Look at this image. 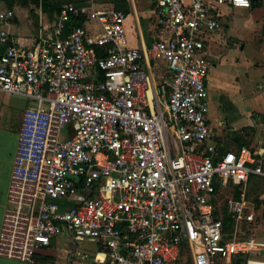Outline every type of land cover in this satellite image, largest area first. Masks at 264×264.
Masks as SVG:
<instances>
[{"label": "built area", "instance_id": "2783aa9c", "mask_svg": "<svg viewBox=\"0 0 264 264\" xmlns=\"http://www.w3.org/2000/svg\"><path fill=\"white\" fill-rule=\"evenodd\" d=\"M150 1L157 34L144 47L130 44L122 9L66 2L30 37L12 30L15 8H0V92L36 102L20 130L1 256L33 264L63 232L96 242L98 264H176L187 247L199 264L200 251L211 261L257 248L237 232L255 218L245 185L264 176V142H215L206 38L220 6L261 0ZM82 15L103 32L70 25ZM151 61L168 70L159 82ZM237 185L227 229L217 199Z\"/></svg>", "mask_w": 264, "mask_h": 264}, {"label": "crops", "instance_id": "0c3cea01", "mask_svg": "<svg viewBox=\"0 0 264 264\" xmlns=\"http://www.w3.org/2000/svg\"><path fill=\"white\" fill-rule=\"evenodd\" d=\"M129 2L127 30L130 44L147 46L157 34L156 5L150 0H129ZM90 3L115 8V0H92ZM217 14L221 26L210 32L206 38V49L211 59L207 83L210 89V118L214 127V140L223 150L239 148L234 135L247 127L249 146L257 147L258 142L262 140L261 132L264 130V122L257 120V117H262L264 113V0L254 3L251 7L222 5ZM83 27L91 35L103 32L101 23L96 20L86 19ZM12 30L23 34L18 23L13 26ZM151 63L153 64L151 72L157 82L169 74L164 62L151 61ZM211 83L217 88L216 91L213 90ZM225 84L242 86L241 90L245 89L247 93L246 97L244 96L245 101L248 102L246 109L240 111L239 115H235V119L228 113V101L233 99L224 92ZM31 103L24 96L0 92V231L19 145L20 130L25 111L32 105ZM262 180H264L263 175L252 173L245 185L248 197L251 191H261L257 201L258 205L264 204ZM240 186L237 185L235 190L232 189V194L238 195L241 191ZM224 190L220 191L217 200L220 212L225 218L226 214H229L227 211L228 198L224 205L220 202V195ZM253 211L256 212L254 209ZM64 233L66 232L55 237L51 244L39 249L33 264H98L85 259L89 255L84 256L79 250L80 242L75 241V246L69 245L68 242L61 244ZM252 242L257 245V248L242 254L244 264H264V242ZM97 246L98 251L93 260L101 254V248L98 244ZM235 257L231 259L218 257L216 260L220 263L224 261V264H233ZM0 264L29 263L0 255Z\"/></svg>", "mask_w": 264, "mask_h": 264}, {"label": "rangeland", "instance_id": "374dc122", "mask_svg": "<svg viewBox=\"0 0 264 264\" xmlns=\"http://www.w3.org/2000/svg\"><path fill=\"white\" fill-rule=\"evenodd\" d=\"M92 0H86V2L90 3ZM100 1V0H98ZM67 2V1H66ZM64 2V3H66ZM7 3L3 0H0V8L7 7ZM32 7H26L22 6L20 4L15 6V9L17 11V20L16 23L19 24V27L23 34L29 35L30 37L35 36L37 32L40 30L43 24H51L53 23V19L50 18L48 13L43 10L41 6L36 7V13L38 16L34 15L31 10ZM134 19V18H132ZM38 20V24H37ZM214 85L211 83V86ZM242 86L237 85H231V84H225L223 86L224 92L226 95H230L233 100L229 99L227 109L228 113L231 114V117L235 119V115H239L240 111L246 109V105L248 102L245 101L246 97V91L241 90ZM213 90H217L215 86H212ZM219 89V88H218ZM223 92V90H220ZM217 91V92H220ZM242 91V92H241ZM219 94V93H217ZM245 96V97H244ZM31 101V100H30ZM32 105L35 106L36 102L31 101ZM247 103V104H246ZM231 118V119H232ZM261 139L258 144L260 145L262 142H264V130L261 132ZM264 185V180L261 181ZM262 190H264V187ZM261 192V191H260ZM260 192H250V201H251V207L256 211L255 212V218L252 221L245 220L243 224L240 226L237 232V236L239 239H245L248 241H255V242H264V204L258 205L257 201L259 200L258 197L260 196ZM233 193L232 189H225L221 195H220V202L224 205V202L227 200V198ZM68 242L69 245H76V242L72 239V237L69 236V234L66 232L63 234V238L61 240V244ZM97 243L94 241H90L88 239L81 241L79 244V250L82 251L84 256L88 254L89 256L85 259L88 261H94L93 257L96 254L97 250ZM200 251V250H199ZM199 256L202 263L199 264H224V261L220 263L218 260H207V257H204V253L200 251ZM206 258V259H205ZM199 260V261H200ZM176 264H197L195 257L192 253V250L190 247H187L183 257L180 261H178Z\"/></svg>", "mask_w": 264, "mask_h": 264}, {"label": "trees", "instance_id": "16d2710c", "mask_svg": "<svg viewBox=\"0 0 264 264\" xmlns=\"http://www.w3.org/2000/svg\"><path fill=\"white\" fill-rule=\"evenodd\" d=\"M7 3V5L11 8H15L16 5L20 4L22 6L26 7H32V13L36 16L38 14L36 13V7L41 6L44 11L48 13L51 19H55L64 2H74L77 4H83L86 3V0H3ZM115 8L122 9L126 13L130 12V2L129 0H115ZM87 19L86 15L82 16H75L72 18V21L70 22V25L73 27H83L84 23ZM17 20V18L15 19ZM38 24V20H37ZM98 49L100 50V54H104L102 47L98 46ZM249 136V130L247 127L241 129L239 132H236L234 135V138L237 142V146L241 147L243 145H250L249 140L247 139ZM238 194V193H237ZM234 222V219L231 217V215L226 214L225 216V223L227 229L232 226Z\"/></svg>", "mask_w": 264, "mask_h": 264}, {"label": "water", "instance_id": "95a60500", "mask_svg": "<svg viewBox=\"0 0 264 264\" xmlns=\"http://www.w3.org/2000/svg\"><path fill=\"white\" fill-rule=\"evenodd\" d=\"M257 120L258 121L262 120L264 122V113H263L262 117L258 116ZM233 264H244V256L242 254H237Z\"/></svg>", "mask_w": 264, "mask_h": 264}]
</instances>
